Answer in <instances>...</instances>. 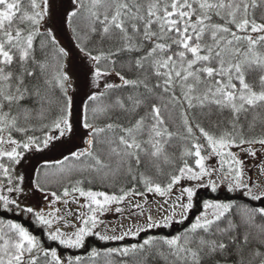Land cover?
<instances>
[{
	"label": "snow or ice",
	"instance_id": "obj_1",
	"mask_svg": "<svg viewBox=\"0 0 264 264\" xmlns=\"http://www.w3.org/2000/svg\"><path fill=\"white\" fill-rule=\"evenodd\" d=\"M68 4L61 23L91 61L86 77L97 89L87 97L93 119L107 122H89L84 104L86 147L57 161H81V166L50 172L45 165L26 175L18 170L29 154L75 141L73 99L66 86L69 74L59 60L68 52L52 28L41 30L46 17H55L50 0H0V264H95L101 255L130 254H142L136 264H148L149 257L164 264H264V185L244 179L239 154L256 157V146L264 151V0ZM76 19L86 21L85 27L74 26ZM49 55L57 61L55 73L49 72ZM113 75L119 83L108 82ZM120 88L130 91L113 99L111 91ZM53 89L62 97L58 114L37 129L34 113L45 119ZM162 109L178 113V122L170 124ZM114 112L119 113L115 119ZM96 144L108 146V162L94 152ZM82 158L93 163L84 164ZM162 165L171 170L165 173ZM150 168L164 179L149 175ZM73 171L89 175L63 184ZM50 175L59 177L60 190L53 189ZM121 176L130 186L119 183ZM98 180L110 181L118 191L93 190ZM177 187L179 194L171 200ZM202 190L212 195L202 198ZM149 193L164 198L165 215L156 219L149 213L145 225L120 234L100 228L103 214L121 213V205ZM225 193H239L260 205L243 204L234 212L232 200L220 199ZM147 203L137 201L132 209L143 215ZM57 204L69 206L68 211ZM186 221L174 235L147 236L103 251L89 247L91 239H135ZM81 249L87 258L77 254Z\"/></svg>",
	"mask_w": 264,
	"mask_h": 264
},
{
	"label": "trees",
	"instance_id": "obj_2",
	"mask_svg": "<svg viewBox=\"0 0 264 264\" xmlns=\"http://www.w3.org/2000/svg\"><path fill=\"white\" fill-rule=\"evenodd\" d=\"M47 21V19H46ZM74 26L78 27V28H84L86 25V21L80 20V19H76L73 21ZM67 28V32L69 35V38L71 40V42L73 43V47H75L78 52L84 57L83 53H81L79 51V49L76 47V43L77 41L75 40V38L73 37L72 32L70 31V29L68 28L67 24L65 23L64 25ZM48 22H46L45 24L42 25V31L48 29ZM37 47H38V42H37ZM37 55L39 56L40 53L39 51L37 52ZM49 59V63L51 65L49 72L50 73H55L57 71V61L56 59L53 58L52 55H49L48 57ZM60 63L63 65V69L66 71V66H67V57H60L59 58ZM119 70V69H118ZM125 75H130L128 73H125ZM112 77L113 83H119L118 81V77L116 76H110ZM67 86V85H66ZM69 87L67 86V89ZM100 91H103V89H101ZM128 91H130V89H126V88H120L117 90H112L111 91V96L114 99L115 96L117 95H122V94H126ZM68 93L70 95V89H68ZM51 95V99H52V103L50 105H45V107L48 109V111H46L45 113V119L41 120L38 117H36L35 113H34V118L32 120V124L36 126L37 129H39L40 125L42 123H49L57 114L59 111V107L60 104L58 103L59 100L62 99L61 97V93L58 89H53L52 92L50 93ZM103 101H107V98H102ZM99 103V102H98ZM84 104H88V112H87V117L89 122L95 123L97 125L103 126V124H105L107 121L104 117H100L98 119H93V115L91 112V108H92V104L88 101V99L86 98V101L84 102ZM34 107L39 108V105H35ZM81 112H80V117L78 120V130L81 132L82 136L84 135V139H87V136L85 135V133L88 131L86 129H84L82 127L83 121H84V115H85V111H84V107L82 106L81 108ZM162 114L165 116L166 120L169 121V123L171 124V120L172 119H176L178 122V113H169L166 112L162 109ZM119 115L118 112H114L113 113V119H115V117ZM257 131H259V129H257ZM37 135H40V132L37 131L36 132ZM83 139V140H84ZM178 145L179 142H174ZM84 147H86V145L83 143V146L81 149H83ZM256 148H260L259 146H256ZM50 149L45 150L44 152H40V153H35V154H29V156L25 159L28 161V163H30V160H28L30 157H35V160L33 163H30L29 165V169H39L41 171H43L45 169V165H49V171H53L56 170L60 167L63 166H68V165H77V166H81V161H75V160H66L64 161V165H59L57 163V161H61L64 160L65 156H69L71 155V153L64 155L62 158L54 160L52 162H48L47 161H43V157L42 154H47V152ZM55 150L57 151V149L55 148ZM80 150V149H79ZM237 152H239V150H235ZM94 152L96 154H98L100 156V158L102 160H104L105 162H108V156H107V152H108V146L106 144H96L94 147ZM241 153V152H239ZM83 163L84 164H88V163H93L91 160L87 159V158H82ZM27 163V164H28ZM208 163H213V161H209ZM163 167V171L165 173H167L168 171H170V167L167 165H162ZM20 171V167L18 169ZM141 170H146L145 169V165H141ZM147 173L151 176H153L156 179H160L163 180L164 176H159L156 172V170L154 168H150L147 169ZM89 175L88 172H80V171H73L70 175H65L63 177V184L67 185V184H71L74 183L75 180L81 178L82 176H87ZM92 175H96L95 173H92ZM33 179H35V177H32ZM59 179L58 176H49V183L52 185L53 189L55 190H60L61 189V184L57 183V180ZM244 179H246V177L244 176ZM27 183V181H26ZM119 183L123 184L125 186H130L129 185V181L127 179V177L121 176L119 178ZM189 182H183L184 186H188ZM86 187H89L88 185H85ZM90 187L93 188V190H99V191H106V192H113V191H118V187H113L112 183L109 182H104V181H96L95 183H93ZM142 189V185L139 186ZM175 194L171 197V200H175V195L179 194V187H177L175 190ZM212 194L210 193H206L203 190L200 193V196L202 198H206L207 196H210ZM41 196V194H37V197L39 198ZM230 199L233 201V203L237 206V208H234L233 211H237V209L239 208L240 205L243 204H248V205H256L259 206L260 202L258 201H250L248 200L246 197H243L242 195H240L239 193H225L223 195L220 196V199ZM147 199L148 203L145 205L147 206L150 203H154V204H163V200L164 198H161L159 196H154L153 194L149 193L147 194L146 197L141 198V197H136L135 199L130 200L129 202L125 203L124 205H121L123 211L121 213H116L115 211H110L107 212L105 214H103L100 219L104 222L103 224H101L100 228L104 229V228H108V229H117V233L116 234H120V231L123 229H127L128 227L131 226H143L146 224V217H128V214H132L131 216L137 215L139 213V211L137 210H133L132 209V205L136 202L135 200L143 203V200ZM171 202V201H170ZM41 206H43V200H41ZM57 207L61 208V211L63 213H66L69 209V206L63 205V204H57ZM149 206V205H148ZM164 206V210L163 208L161 209L162 211H165V209H167L168 205H163ZM71 208L75 209L77 206L75 204H71L70 205ZM115 207V205L113 206ZM166 212V211H165ZM162 215L165 214H161L159 216H155L154 218L159 219ZM8 218H12L10 215ZM74 217H69V219H73ZM135 218V220H134ZM121 219H125L126 221H124L121 225V221L118 222ZM189 219L191 220L192 217H189ZM120 223V225H118ZM188 222H185V225H180V224H174L172 228L170 229H163V228H153L151 230H149L148 232H142L140 234L139 237L133 239L131 237H127L125 240L123 241H114V242H110V243H103L100 242L98 240L95 239H91V243L89 245V247L95 246L97 248H99L101 251H103L106 248L109 247H124V246H128L131 245L133 243H139L142 242L143 238H146L147 236H163V235H174L177 232L183 230V228L186 226ZM25 224L27 225V221H25ZM30 230H32L33 232H36L37 234L39 233L38 229L35 228H31ZM99 230V229H98ZM77 254H81L84 255L87 258V252L84 249L79 250V252ZM142 254H137V255H129L128 257H120L118 255H113L112 257H105L104 255H101L100 257H97L95 260V264H106V261L108 259L113 261V264H121L122 261H127V264H136V262L141 258ZM148 264H164V262L160 259H153L152 257H149L148 259Z\"/></svg>",
	"mask_w": 264,
	"mask_h": 264
},
{
	"label": "rangeland",
	"instance_id": "obj_3",
	"mask_svg": "<svg viewBox=\"0 0 264 264\" xmlns=\"http://www.w3.org/2000/svg\"><path fill=\"white\" fill-rule=\"evenodd\" d=\"M50 4L53 6L55 11V17L49 18L46 17L48 22V27L52 28L57 35L58 39L61 42V46L65 48V50L68 52L67 57V66L66 72L69 74V82L67 83V86L70 89V96L73 99V108H72V120L74 128L76 129V139L75 141L71 140H65L62 144L60 142H56V146L53 148H50V150L47 152V154H42L43 161L52 162L54 160L62 158L64 155H67L71 151H78L83 146V139L84 135L82 136L81 132L78 130V120L80 117L81 108L84 105V102L86 101V98L89 94H92L97 91L95 87L91 84V77L87 76V68L91 66V61L87 60L85 57H83L78 50L73 47V43L71 42L67 28L64 26V24L61 23V16L63 13L64 8L69 7L68 0H50ZM108 82H113L112 77H107ZM103 83V82H102ZM103 89V88H101ZM100 89V90H101ZM57 149V151L55 150ZM256 151L258 155L256 157L248 156L247 154L241 152L239 153L244 158V168H245V177L246 181L251 178V181L253 183H259L261 185H264V151H262L260 148H256ZM28 160H30V163H33L35 160V157H30ZM27 160H24L22 162V166L20 167V172L22 174H27L29 169L30 163H28ZM254 190H260V189H254ZM137 202V200H135ZM135 202V203H136ZM134 203V204H135ZM149 205V206H148ZM147 206H144V212L143 215L138 213L137 215L131 216L128 214V217H144L148 216L149 213L155 217L159 216L161 214H166L165 211H162L161 209L164 206H161L163 204H148ZM135 220V218H134ZM121 221V225L125 219H121L118 222ZM136 221V220H135ZM120 225V223L118 224Z\"/></svg>",
	"mask_w": 264,
	"mask_h": 264
}]
</instances>
